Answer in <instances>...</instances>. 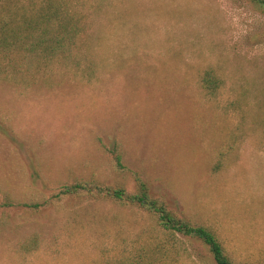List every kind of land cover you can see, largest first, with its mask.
Instances as JSON below:
<instances>
[{
  "label": "rangeland",
  "instance_id": "1",
  "mask_svg": "<svg viewBox=\"0 0 264 264\" xmlns=\"http://www.w3.org/2000/svg\"><path fill=\"white\" fill-rule=\"evenodd\" d=\"M115 3L122 16L106 32L92 81L64 71L49 87L0 78V202L51 198L39 209L0 207V264H102L104 249L114 254L139 223L124 213L116 227L103 206L94 222L83 198L52 196L77 179L133 189L135 173L178 214L215 228L231 253L263 261L264 128L241 133L224 108L234 79L264 68L263 8L252 0ZM210 64L228 83L215 97L198 84ZM116 144L124 169L109 159ZM34 233L39 249L24 256L17 243ZM186 243L190 256L179 264H214L206 247Z\"/></svg>",
  "mask_w": 264,
  "mask_h": 264
},
{
  "label": "trees",
  "instance_id": "2",
  "mask_svg": "<svg viewBox=\"0 0 264 264\" xmlns=\"http://www.w3.org/2000/svg\"><path fill=\"white\" fill-rule=\"evenodd\" d=\"M252 1L264 10V0ZM118 9L115 0H0V78L21 86L41 81L49 87L64 71L92 81L100 64L97 58H103L99 56L100 45L106 32L122 16ZM261 72L234 79L233 97L224 105L226 111L237 114L241 133L261 132L264 128ZM198 84L213 97L228 86L222 68L214 64L201 70ZM109 159L118 169L125 168L121 144L110 149ZM134 178L133 189L124 183L77 179L64 183L52 196L56 200L83 198L86 201L83 212L94 222L100 215L97 208L103 206L102 218L116 227L122 226L124 213L139 223L128 240L118 238L114 254L104 249L102 264H179L190 256L187 240L206 247L214 264H264V260L240 259L231 253L215 228L181 216L163 198L153 196L139 175L135 173ZM50 203L51 198L43 202L15 201L6 194L0 207L39 209ZM39 245L34 233L19 241L17 250L26 256L35 253Z\"/></svg>",
  "mask_w": 264,
  "mask_h": 264
}]
</instances>
